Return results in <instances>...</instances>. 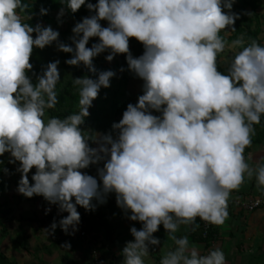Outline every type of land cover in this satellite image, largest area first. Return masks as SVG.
Wrapping results in <instances>:
<instances>
[{"label": "clouds", "instance_id": "1", "mask_svg": "<svg viewBox=\"0 0 264 264\" xmlns=\"http://www.w3.org/2000/svg\"><path fill=\"white\" fill-rule=\"evenodd\" d=\"M61 3L73 13L82 5L95 10L72 28L74 48L59 40L58 30L50 25L23 22L18 9L28 8L24 0H0V155L7 151L9 163L20 162L16 191L58 204L68 214L53 220L46 231L54 232L59 225L70 235L81 219L77 205L94 210V197L104 202L107 193L115 192L117 205L131 210L129 218L143 222L139 229L130 228L134 239L121 249L123 264H145L149 245L160 243L153 233L161 224L176 247L160 264H226L221 248L201 254L189 246L186 235L174 233L180 224L195 225L197 217L224 223L230 192L239 188L245 173H255L258 185L264 186V165L253 169L243 155L252 142L253 125L264 115V45L255 39L245 45L243 37L237 38L232 46L242 47L227 73L218 70L217 54L225 48L221 30H235L239 16L230 11L233 0ZM64 11L61 7L57 16ZM39 12L44 15L48 8L41 6ZM90 37L99 40L86 47ZM129 37L143 43L141 55H132ZM53 42L59 50L74 53L65 63L82 62L93 72V57L105 49H110L105 57L109 61L125 53L128 68L143 79V94L112 125L118 130L115 137L86 136L81 128L101 86L110 85L113 70L99 71L96 79L75 77L79 111L43 119L45 109L58 101L59 60L48 62L33 82L30 55L34 46ZM89 139L98 146L91 147ZM100 160L105 161L97 170L102 188L95 177L80 171ZM33 166L30 183L27 173Z\"/></svg>", "mask_w": 264, "mask_h": 264}, {"label": "trees", "instance_id": "2", "mask_svg": "<svg viewBox=\"0 0 264 264\" xmlns=\"http://www.w3.org/2000/svg\"><path fill=\"white\" fill-rule=\"evenodd\" d=\"M28 4L27 9H18L23 22L35 25L36 23H42L43 25H52L55 27L61 26L64 23V28L58 30L59 40L69 45L75 47L71 37L74 35L72 28L75 23L79 22L83 17L94 14L95 10H89L85 5H82L76 12H72L67 8L66 5L61 3V0H24ZM89 0H85L88 3ZM91 3H96L97 0H90ZM259 0H244L243 7L236 11L234 7L230 11L238 13L239 16L235 20L232 27L221 30L220 35L223 32H229L230 38L236 40L239 37H243L245 45L250 43L251 40L255 39L261 45L264 42L259 38L260 28V13H259ZM48 8V12L44 15H40V7ZM64 7V16L58 17L57 12L60 8ZM247 7L248 10H245ZM223 11H229V9L222 8ZM31 13V18L28 19V14ZM101 24H108V21L101 20ZM35 36V33H32ZM99 37H90L86 47H91L93 43L98 42ZM129 43H132L131 53L133 56H139L144 51L143 43L138 41L135 37H129ZM242 47V46H241ZM110 49H105L102 53V57L99 59V54L93 57V65L96 69L95 72L90 71L82 62L79 65H69L65 63L66 59L71 58L74 53L64 52L56 47V43L53 42L50 45H46L43 48L33 47L32 53L30 55V63H32L33 68L28 71V75L31 77L33 82L36 81L39 75L43 74V68L46 67L47 63L53 60H59L57 65L60 80L57 83L56 91L58 96L57 104L54 108L47 109L48 117L56 116L63 118L73 112L79 111V85H76L73 81L75 77L88 76L92 79H96L99 71L113 70L115 75L110 78V85L108 87L101 86L98 91L97 97H95L94 105L90 106L88 111L89 115L84 118V123L81 125L85 135L88 134L95 135L96 132L100 131L104 133H111L113 137L116 136L112 125L114 122H118L122 118L123 111L126 110L127 101L129 98V93L124 89L125 84L129 78H140L132 70L128 68L126 54L118 53L111 60L112 65L106 66L105 63L109 60L105 59L108 55ZM218 66V64H217ZM230 66L219 67L218 70L227 73ZM119 71H125L124 75L119 81H116V74ZM115 86H114V85ZM118 84V85H117ZM154 115H160L155 109H152ZM254 133L251 136V144L247 146L244 150H248L251 145L256 143H264V115L261 117V122L259 124H254ZM93 139H89L88 143L91 146ZM6 152L0 155V160H3V164L0 165V193L5 189L4 175L9 173L10 164L6 159ZM102 164L98 161L95 164H91L85 169L95 170L102 168ZM7 168L8 171L5 172L3 169ZM107 195V194H106ZM102 202L97 205V209L94 212L98 216L99 209L101 208ZM102 223V222H101ZM85 232V231H84ZM214 224L212 225L207 237H202L200 228L198 229L199 240L209 243L214 239ZM0 264H16L9 261L6 257L0 256Z\"/></svg>", "mask_w": 264, "mask_h": 264}, {"label": "crops", "instance_id": "3", "mask_svg": "<svg viewBox=\"0 0 264 264\" xmlns=\"http://www.w3.org/2000/svg\"><path fill=\"white\" fill-rule=\"evenodd\" d=\"M96 133L103 134L100 131ZM97 146V141L92 140L91 147ZM244 151L245 161L251 168L256 169L264 165V143L253 144L247 151ZM100 162L103 166L105 161L100 160ZM89 175L95 177L102 188L98 171L90 170ZM262 194H264V186L258 185L255 173L251 177L245 173L239 188L230 192L227 206L228 217L224 223L214 224L215 236L209 245L211 249L219 247L224 251L226 264H264V208L247 211L241 206L243 202L260 197ZM100 207L99 226L105 232L107 240L105 249L94 246L84 251L82 245H78L79 249L61 257L64 260L62 264H95L93 250L97 252L95 258L98 264H123L121 249L127 241L134 239L130 228L135 226L139 229L143 222L129 218L131 210H125L117 205L115 192L107 193ZM198 222L197 217L195 225L180 224L174 235L177 237L186 235L190 247H196L201 254H207L205 242L199 240V226H196ZM193 227L195 231L192 230ZM153 235L159 238L160 243L149 245V253L143 257L145 264H160L161 258L176 247L175 241L162 224L158 226V231ZM0 256L6 257L5 254H0ZM14 263L23 264L19 259Z\"/></svg>", "mask_w": 264, "mask_h": 264}, {"label": "rangeland", "instance_id": "4", "mask_svg": "<svg viewBox=\"0 0 264 264\" xmlns=\"http://www.w3.org/2000/svg\"><path fill=\"white\" fill-rule=\"evenodd\" d=\"M243 3L244 0H233L232 7L239 11L243 7ZM258 3L261 28L259 38L264 42V0H259ZM244 9L248 10L247 7H244ZM61 17L65 18L64 13ZM40 24L42 25V23ZM101 25L107 26L106 24ZM50 26L53 29L60 30L65 25L62 23L59 27ZM221 36L225 40V48L217 54V64L219 67H228L232 63L235 52L241 46H232L234 40L230 38L229 32H223ZM131 48L132 43H129L130 51ZM103 52L99 53V59L102 57ZM105 65L111 66L112 61L106 62ZM124 73L125 71L117 72L115 82L119 81ZM142 85V78H129L124 86V89L129 93L127 104L136 103L138 96L143 94ZM94 100L95 98L91 106L94 105ZM150 111L153 114V111ZM48 118L46 108L43 119L46 122ZM116 133L117 131H115ZM5 157L8 162L12 159L7 151ZM19 163V161L9 163V173L3 177L5 189L0 193V254H5L6 258L11 262H17L19 259L23 264H57L58 262L62 264L64 260L61 257H65L68 253L71 254L70 252L79 249L78 245H82V250L84 251H88L94 246L95 248L105 249L104 247L107 243L105 232L99 226V217L94 213L98 205L97 199L95 197L92 199V203L96 204L94 210H86L83 206L77 205L81 219L77 226L78 230L74 234L65 233L59 225L54 232L47 233L46 229L53 220L58 222L68 213L60 211L58 204L50 203L42 195L34 194L32 197H26L16 191L21 175L16 170ZM35 171L36 169L33 166L27 173L30 183L34 182L32 181V174ZM80 171L87 174L90 172V170L85 168L80 169ZM261 196L264 197V194ZM46 208H50L47 214H45ZM82 231H85L84 237L80 236ZM65 242H68L70 247L64 246Z\"/></svg>", "mask_w": 264, "mask_h": 264}, {"label": "built area", "instance_id": "5", "mask_svg": "<svg viewBox=\"0 0 264 264\" xmlns=\"http://www.w3.org/2000/svg\"><path fill=\"white\" fill-rule=\"evenodd\" d=\"M257 201H259V203H257ZM241 206H242L243 209H245L247 211H252V210L257 209V208H264V197H257L255 199L248 200L246 202H243L241 204ZM198 221H199L198 222V226H199V228L201 230V235H202V237L205 238V237H207V235H208L213 223H210L208 221L200 219L199 217H198ZM84 235H85V232L82 231L80 233V236H84ZM211 243H212V240L209 241V243L205 242L206 247H207V251H209V249H211V247L209 246ZM92 255L94 257V263L98 264V261L95 258L97 256V252L95 250L92 251Z\"/></svg>", "mask_w": 264, "mask_h": 264}]
</instances>
